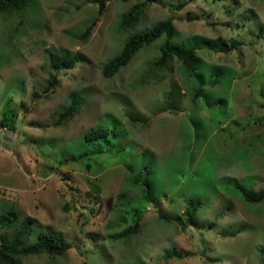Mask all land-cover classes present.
<instances>
[{
  "label": "rangeland",
  "instance_id": "1",
  "mask_svg": "<svg viewBox=\"0 0 264 264\" xmlns=\"http://www.w3.org/2000/svg\"><path fill=\"white\" fill-rule=\"evenodd\" d=\"M153 1L128 30L119 22L134 0H109L102 15L98 0L0 13V121L7 104L16 125H0V216L13 208L28 221L29 244L40 230L70 243L23 264H264V199L243 194L264 190V0H187L173 11L186 0ZM170 14V47L195 46L196 71L175 60L172 72L146 74L161 36L103 75L132 33ZM54 52L78 62L46 92ZM72 100L76 112L54 125ZM97 126L117 136L85 139ZM138 211L137 231L116 236Z\"/></svg>",
  "mask_w": 264,
  "mask_h": 264
},
{
  "label": "trees",
  "instance_id": "2",
  "mask_svg": "<svg viewBox=\"0 0 264 264\" xmlns=\"http://www.w3.org/2000/svg\"><path fill=\"white\" fill-rule=\"evenodd\" d=\"M109 0H98V14L102 15L105 11L106 5ZM135 2L130 8L121 16L119 22L120 29H130L137 25L144 11L147 7L154 4L153 0H134ZM29 0H0V13L1 14H15L21 15L25 6ZM187 2H181L178 5H170L169 10L181 9ZM169 4V2L167 3ZM173 13V12H172ZM197 18V17H195ZM93 24L89 26L80 35L83 39L87 38L91 34ZM175 31L174 16L170 14L165 20L159 21L147 30L132 33L129 38L123 44L120 52L114 57L110 58L102 67V73L105 77L113 76L122 66L126 65L131 58L144 46H147L155 42L161 36H165L163 43L160 46V56L150 65L146 74H149L152 70H159L160 68H166L169 72L173 71V62L178 60L186 67L192 74L196 71V47H180L172 49L170 47V38ZM232 46V45H231ZM220 47L219 50L222 52H228L232 47ZM51 67L54 73L50 74L49 81L46 86V92L50 91L58 81L57 73L60 70L70 69L75 66L78 62L76 55H65L59 53H52L50 55ZM190 74V75H191ZM200 95L199 86L195 87L193 103L196 102ZM77 101L72 100L70 106L61 113L58 120L54 125H60L68 120L77 110ZM3 118L0 121V125L7 126L11 129H15L14 114L9 111L8 105L6 104L3 109ZM117 132L107 127L97 126L85 131V139L88 141L107 140L108 137H116ZM137 176L134 179L138 181ZM148 181L147 179L143 182ZM143 183V184H144ZM142 196L146 201L153 200L152 193L149 191V187H141ZM242 189V188H241ZM244 190V189H242ZM244 198L249 202H259L264 199V190L258 191H243ZM195 203H190L185 209V213L190 224L195 223ZM136 211V208H131ZM141 212L138 211L134 217V222L129 227L116 233V236L127 238L131 234L135 233L140 225ZM32 233L31 225L28 221H21L16 216L13 208H11L6 214L0 216V264H23L24 260L30 255L47 254L50 257L62 254L70 247L63 234L60 232H49L40 230L37 233L38 241L29 244ZM264 262V256H263Z\"/></svg>",
  "mask_w": 264,
  "mask_h": 264
}]
</instances>
